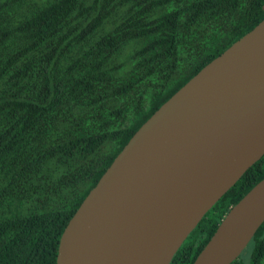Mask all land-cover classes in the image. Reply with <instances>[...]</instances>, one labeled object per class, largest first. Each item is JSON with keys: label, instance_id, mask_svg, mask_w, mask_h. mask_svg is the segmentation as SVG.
<instances>
[{"label": "trees", "instance_id": "obj_1", "mask_svg": "<svg viewBox=\"0 0 264 264\" xmlns=\"http://www.w3.org/2000/svg\"><path fill=\"white\" fill-rule=\"evenodd\" d=\"M264 19V0H0V264H55L69 220L139 127ZM264 155L170 264H192ZM232 264H264V223Z\"/></svg>", "mask_w": 264, "mask_h": 264}, {"label": "water", "instance_id": "obj_2", "mask_svg": "<svg viewBox=\"0 0 264 264\" xmlns=\"http://www.w3.org/2000/svg\"><path fill=\"white\" fill-rule=\"evenodd\" d=\"M264 155V19L133 134L65 227L55 264H170ZM264 223V178L192 264H232Z\"/></svg>", "mask_w": 264, "mask_h": 264}]
</instances>
